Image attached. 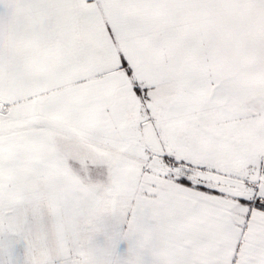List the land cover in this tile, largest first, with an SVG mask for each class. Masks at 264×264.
Listing matches in <instances>:
<instances>
[{"label": "snow or ice", "instance_id": "snow-or-ice-1", "mask_svg": "<svg viewBox=\"0 0 264 264\" xmlns=\"http://www.w3.org/2000/svg\"><path fill=\"white\" fill-rule=\"evenodd\" d=\"M0 264H264V0H0Z\"/></svg>", "mask_w": 264, "mask_h": 264}]
</instances>
